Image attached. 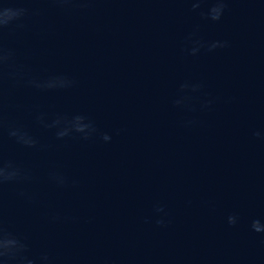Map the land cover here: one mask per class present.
Listing matches in <instances>:
<instances>
[{
	"label": "water",
	"instance_id": "1",
	"mask_svg": "<svg viewBox=\"0 0 264 264\" xmlns=\"http://www.w3.org/2000/svg\"><path fill=\"white\" fill-rule=\"evenodd\" d=\"M23 4L39 12L3 35L16 64L76 83L37 90L5 76L0 150L33 177L5 185V225L58 264H264V233L250 228L264 219V0H230L219 21L190 0ZM193 39L229 46L192 55ZM39 114L85 115L112 140L59 139ZM9 126L38 145L17 143ZM57 213L77 219L53 222Z\"/></svg>",
	"mask_w": 264,
	"mask_h": 264
},
{
	"label": "clouds",
	"instance_id": "2",
	"mask_svg": "<svg viewBox=\"0 0 264 264\" xmlns=\"http://www.w3.org/2000/svg\"><path fill=\"white\" fill-rule=\"evenodd\" d=\"M52 2L61 5H71L82 2V0H52ZM193 11L200 9L202 4L209 5L206 10H201L200 15L211 21H219L224 15L230 0H190ZM38 9H32L24 6L23 0H0V86H2L5 76L15 79L17 83L23 82L27 86L37 90H60L68 89L74 86L76 81L66 75H51L46 78L28 76V74L16 64V53L14 49L5 46L3 35L10 28H24L26 18L38 14ZM195 34H193L194 36ZM193 47L190 49L192 55H196L202 48L213 51L217 48H226L229 46L227 40L203 41L200 39L192 40ZM203 85H189L184 83L180 85L181 91L191 88L193 92L198 91ZM214 101L207 100L205 107L211 105ZM181 103V101H176ZM37 119L46 128H56V136L63 139L72 134H80L87 140L98 136L104 142L112 140V134L100 130L93 121L85 115H74L72 117L58 115L51 123H48L44 114H39ZM4 126L2 108H0V128ZM8 134L15 138L17 143L27 147H36L38 140L30 135L24 126H9ZM260 136L259 132L254 133ZM50 179L58 186H65L69 183L68 177L64 174L52 171ZM33 179L31 174L21 165L12 159H5L0 150V264H58V260L48 251L33 252L28 238L11 231L4 222L2 212L3 189L5 185L29 182ZM76 184L77 181H72ZM21 195H26L21 193ZM32 199L31 196L28 197ZM154 212L157 214L155 223L159 226H165L167 221L165 217L168 213L161 204L154 206ZM162 214V215H161ZM53 222L75 221L73 216H62L57 213L51 217ZM239 222V216L236 213L227 217V223L235 226ZM250 228L253 232L264 233V219L256 218L251 221ZM107 264V262H105Z\"/></svg>",
	"mask_w": 264,
	"mask_h": 264
}]
</instances>
